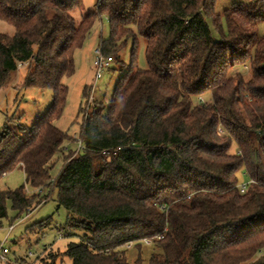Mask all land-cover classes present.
<instances>
[{"label": "trees", "instance_id": "1", "mask_svg": "<svg viewBox=\"0 0 264 264\" xmlns=\"http://www.w3.org/2000/svg\"><path fill=\"white\" fill-rule=\"evenodd\" d=\"M245 1L221 14L219 0H98L78 22L82 0H0V20L16 29L0 33V91L28 63L23 87L53 92L26 135L22 124L0 131V178L16 169L26 177L0 191V221L8 203L20 217L48 201L26 185L57 188L71 216L62 235L82 233L60 253L71 264H129L130 245L141 264L146 240L156 243L148 264H264V0ZM103 15L111 32L100 49L114 58L132 40L129 68L106 113L84 117L83 154L67 153L53 180L55 157L73 140L54 124L67 102L64 80ZM247 66L248 80L232 74Z\"/></svg>", "mask_w": 264, "mask_h": 264}, {"label": "rangeland", "instance_id": "2", "mask_svg": "<svg viewBox=\"0 0 264 264\" xmlns=\"http://www.w3.org/2000/svg\"><path fill=\"white\" fill-rule=\"evenodd\" d=\"M133 2L136 0H132ZM241 0H219L217 11L223 13L233 3ZM245 2H248L247 0ZM98 8V0H82V5L73 12V17L79 22L82 16L94 12ZM225 29V21H222ZM14 26L0 20V33L9 36L15 35ZM111 26L107 16L103 15L98 20L81 49L74 55L75 74L64 80L68 87V95L65 109L62 116L55 121V126L69 135L73 140L64 143L63 153L55 157V167L51 173L55 180L64 166V156L69 152L83 154L81 145V125L84 117L94 113L96 109H102L106 113L116 86L122 76L129 68L133 41L129 40L127 45L114 57L109 69L102 73V77L96 79L94 68L95 51L100 49L101 42L110 36ZM215 34V31L213 29ZM259 33L264 35V23L260 24ZM146 40L139 38L138 67L146 69L148 67L145 56ZM33 65L24 63L11 73L5 86L0 91V131L7 125L11 128H18L19 124L26 127L19 131L21 136L27 134L28 130L42 117L53 101V92L42 91L34 88H24V80ZM233 75L242 74L248 80L251 77L250 67H237L232 71ZM90 89V95L84 98L85 89ZM91 98V99H90ZM90 99V103L88 105ZM200 102L210 101V97L198 98ZM197 100V101H198ZM89 106V112L87 107ZM83 113V114H82ZM240 185L248 184L249 178L242 171L239 177ZM26 184L25 173L22 169H16L0 178V191L15 190ZM26 193L45 194L49 196L48 201L35 210L23 213L18 217V213L12 209L8 203V216L1 220L0 224V247L9 250L7 262L0 264H71V260L61 257L60 253L65 252L67 245L77 242L81 232L76 236L65 238L62 229L65 228L71 216L69 212L59 206L57 202L58 189H34L26 185ZM28 215V216H27ZM47 222V226L41 229V223ZM13 225V230L9 232V227ZM156 250V243L147 246L142 244V263L148 264L151 254ZM129 264H135L138 259L137 245H130L125 248ZM63 258V259H62Z\"/></svg>", "mask_w": 264, "mask_h": 264}, {"label": "built area", "instance_id": "3", "mask_svg": "<svg viewBox=\"0 0 264 264\" xmlns=\"http://www.w3.org/2000/svg\"><path fill=\"white\" fill-rule=\"evenodd\" d=\"M114 62V58L112 57H106L103 55L101 49H96L95 51V62H94V68L96 71V79H99L102 77V73L106 70L109 69L111 66V63ZM21 65V64H20ZM91 99V98H90ZM90 99L88 102V105L90 103ZM89 106L87 107V112H89ZM251 182H249L248 184H244L241 185V192L245 193L248 191L249 189V185ZM13 225L9 227V232H11L13 230ZM145 243L147 245H151L154 243L153 240H146ZM9 254V250L6 248H3L2 246L0 247V263H5L7 262V255Z\"/></svg>", "mask_w": 264, "mask_h": 264}, {"label": "crops", "instance_id": "4", "mask_svg": "<svg viewBox=\"0 0 264 264\" xmlns=\"http://www.w3.org/2000/svg\"><path fill=\"white\" fill-rule=\"evenodd\" d=\"M11 264H12V262H11Z\"/></svg>", "mask_w": 264, "mask_h": 264}]
</instances>
